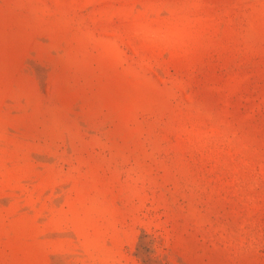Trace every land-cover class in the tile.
<instances>
[{"label": "rangeland", "instance_id": "374dc122", "mask_svg": "<svg viewBox=\"0 0 264 264\" xmlns=\"http://www.w3.org/2000/svg\"><path fill=\"white\" fill-rule=\"evenodd\" d=\"M0 264H264V0H0Z\"/></svg>", "mask_w": 264, "mask_h": 264}]
</instances>
